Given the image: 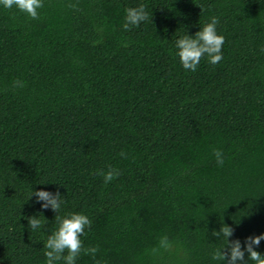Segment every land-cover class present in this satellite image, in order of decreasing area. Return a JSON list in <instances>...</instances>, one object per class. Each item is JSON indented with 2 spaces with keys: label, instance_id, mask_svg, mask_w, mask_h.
<instances>
[{
  "label": "trees",
  "instance_id": "1",
  "mask_svg": "<svg viewBox=\"0 0 264 264\" xmlns=\"http://www.w3.org/2000/svg\"><path fill=\"white\" fill-rule=\"evenodd\" d=\"M43 5L39 19L0 5V264H46L57 213L41 189L91 221L80 239L98 251L76 264H226L213 229L242 249L264 233V0ZM140 5L148 20L125 30ZM213 16L223 59L185 70L176 40Z\"/></svg>",
  "mask_w": 264,
  "mask_h": 264
},
{
  "label": "clouds",
  "instance_id": "2",
  "mask_svg": "<svg viewBox=\"0 0 264 264\" xmlns=\"http://www.w3.org/2000/svg\"><path fill=\"white\" fill-rule=\"evenodd\" d=\"M0 5L6 9L15 7L32 19H39L38 9L44 6L43 0H0ZM125 11V30H129L132 25L139 26L141 22L149 18V14L145 10L144 5L129 7ZM218 23V18L213 16L210 22H206L200 27V30L194 36L184 35L176 40L175 47L178 50L176 54L180 58V62L185 70L195 72L201 59L205 56L213 65L218 64L223 59L222 46L224 44V37L217 33L216 26ZM16 83L19 84L18 81ZM213 154L216 157L217 164L222 165V151L215 149ZM120 155L124 156L125 153L122 151ZM97 174L102 175L104 182L108 183L119 176V171L109 166L108 171L105 172L101 169ZM32 194L33 191L29 198ZM34 194L38 201H43V208L51 207L57 213L55 216L56 227L44 242L46 264H57L61 260L64 261V264H76V260L82 251L85 254L95 256L98 248L95 246L84 248L80 239L85 232V228H90V219L86 215L78 212H69L67 215H60L59 212L63 201L58 191L53 194L41 189L36 190ZM26 219L28 220V228H31L33 231L42 227V221L38 216H29ZM212 235L223 239L222 247L216 249L211 254L213 260L220 262L226 261V264H237L238 261L247 264V261H245L246 251L248 253V259L252 264H264V255L253 247V245L259 246L261 240L264 239V233L247 237L245 248L243 249L239 239H228L233 235V229L226 223H222L218 231L213 229ZM160 243L162 247L169 246L166 237ZM65 252L67 253L66 255Z\"/></svg>",
  "mask_w": 264,
  "mask_h": 264
}]
</instances>
